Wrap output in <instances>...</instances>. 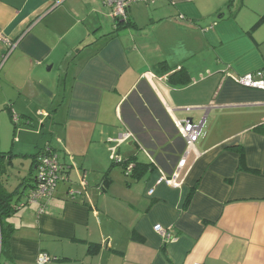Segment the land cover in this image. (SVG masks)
<instances>
[{"label":"crops","instance_id":"0c3cea01","mask_svg":"<svg viewBox=\"0 0 264 264\" xmlns=\"http://www.w3.org/2000/svg\"><path fill=\"white\" fill-rule=\"evenodd\" d=\"M127 13L119 27L103 0H0V36L14 45L0 38V111L29 142L0 150L23 168L5 185L15 195L0 264H38L42 252L45 264H264V90L226 76L264 68V0H157ZM187 120L203 125L180 185L158 183L177 167ZM127 129L156 161L122 144L130 175L108 142ZM48 146L65 178L39 215L19 204Z\"/></svg>","mask_w":264,"mask_h":264},{"label":"built area","instance_id":"2783aa9c","mask_svg":"<svg viewBox=\"0 0 264 264\" xmlns=\"http://www.w3.org/2000/svg\"><path fill=\"white\" fill-rule=\"evenodd\" d=\"M104 3L112 8V14L118 22L126 21L128 19V8L133 3H155L157 0H103ZM5 43L8 45L9 49H13L14 45L11 40L0 36ZM10 50V51H11ZM226 76L232 79L236 84L251 88L264 90V68L253 72L245 73L242 75L233 74L227 72ZM18 121V118L15 119ZM179 131L185 141V148L179 159L177 167L170 174L167 175L162 169L161 176L158 179V183H167L171 186H179L180 182L178 177L181 169L186 165L187 158L191 150L195 147L196 142L199 140L203 122L194 124L193 122L187 120L184 123L177 121ZM129 141L137 142L141 149L146 152L152 164H156L151 153L144 148V146L139 142L136 134L127 129L120 133L117 137L108 138L109 150L111 152V158L114 163L125 165V174L130 175L136 167L135 161L125 160L118 152V148ZM65 178L64 168L59 161V157L56 151H54L51 146L45 148L38 160L36 161V178L35 183L30 192L26 197V201L19 204V207L26 204L37 205L38 214H46L49 211V202L54 199L58 184L61 180ZM154 192V189L149 191L150 194ZM155 231L161 236L168 240H174L175 238L170 234L169 230L162 225L158 224L155 226ZM51 260V257L47 253H40L38 256V264H45Z\"/></svg>","mask_w":264,"mask_h":264},{"label":"rangeland","instance_id":"374dc122","mask_svg":"<svg viewBox=\"0 0 264 264\" xmlns=\"http://www.w3.org/2000/svg\"><path fill=\"white\" fill-rule=\"evenodd\" d=\"M65 77V74H63V78ZM64 107L62 108L61 113H63ZM16 129V131H14ZM23 130L22 126H15L14 122L11 121V119L7 116V114H4L0 111V150L2 151H8L7 149H10V145H25V143H21L20 139V131ZM47 137H50L48 135ZM23 142V141H22ZM29 142H27L28 144ZM2 165L4 168H0V176L2 177L3 182L6 186H8L10 189H14L17 182V176L19 174V170L23 168H10L7 167V165L2 162Z\"/></svg>","mask_w":264,"mask_h":264},{"label":"trees","instance_id":"16d2710c","mask_svg":"<svg viewBox=\"0 0 264 264\" xmlns=\"http://www.w3.org/2000/svg\"><path fill=\"white\" fill-rule=\"evenodd\" d=\"M128 20V19H127ZM126 20V21H127ZM120 22H118V26H122V24L124 23V21L119 20ZM264 21V19H261L255 26H258L260 23H262ZM162 65V64H161ZM136 134V133H135ZM137 135V134H136ZM6 153H0V168H4V166L2 165V162H4L7 167L10 165V160H5L6 158ZM15 194L13 192H8L5 186V183L2 180V177L0 176V221L2 220L3 214H7L9 212H11L12 210V198ZM189 200V198H188ZM1 225V223H0ZM0 246L1 249H3L6 244L9 242V233L5 231V229L0 228Z\"/></svg>","mask_w":264,"mask_h":264}]
</instances>
